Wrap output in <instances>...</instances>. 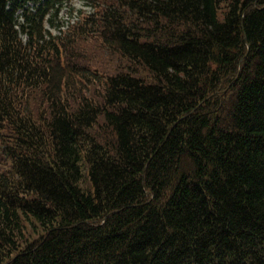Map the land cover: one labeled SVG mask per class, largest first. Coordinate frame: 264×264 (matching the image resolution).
Wrapping results in <instances>:
<instances>
[{
	"label": "trees",
	"instance_id": "16d2710c",
	"mask_svg": "<svg viewBox=\"0 0 264 264\" xmlns=\"http://www.w3.org/2000/svg\"><path fill=\"white\" fill-rule=\"evenodd\" d=\"M28 1L0 0V264H264V0H91L49 39L64 0Z\"/></svg>",
	"mask_w": 264,
	"mask_h": 264
},
{
	"label": "rangeland",
	"instance_id": "374dc122",
	"mask_svg": "<svg viewBox=\"0 0 264 264\" xmlns=\"http://www.w3.org/2000/svg\"><path fill=\"white\" fill-rule=\"evenodd\" d=\"M80 4V1H77V5H79Z\"/></svg>",
	"mask_w": 264,
	"mask_h": 264
}]
</instances>
